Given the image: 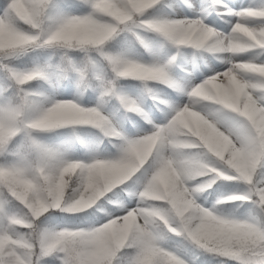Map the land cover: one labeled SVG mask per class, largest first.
<instances>
[{
    "label": "clouds",
    "instance_id": "9594fccd",
    "mask_svg": "<svg viewBox=\"0 0 264 264\" xmlns=\"http://www.w3.org/2000/svg\"><path fill=\"white\" fill-rule=\"evenodd\" d=\"M135 3L144 8L154 0ZM131 19L120 21L122 27L112 37L124 32L135 35L136 29L127 26ZM150 32L157 34L158 30L153 27ZM176 32L181 38L179 46L163 41L177 52L163 62H144L108 50L106 43L112 37L101 44L69 39L55 18L32 23L26 38L6 34L0 27V199L11 212L0 226L11 230L9 239L26 257V264H64L69 255L75 262L90 245L98 248L107 264H133V258H138V264H174L171 249L176 243L195 244L215 264H244L245 259L264 252V206L255 198L236 193L204 207L191 194L202 197L216 185L213 179L202 187L209 174L229 180L239 177L241 191L264 174V139L242 145L211 115L226 110L248 119L246 111L253 96L242 86L246 75L238 77L228 68L223 75L236 93L192 89L184 91L186 102L178 106H169L152 94L157 85L175 90L172 72L181 48L212 46L229 54L234 65L264 75V65L236 59L248 49L247 39L254 37L243 22L234 25L233 38L226 41L199 29ZM33 54H43L45 59L16 66V61ZM122 80L138 82L141 93L167 109V119L157 124L155 132L139 97L130 96ZM65 84L81 97L94 91L97 104L84 106L75 99H59ZM112 101L126 114L150 124V130L135 136L121 131L102 110ZM69 102L82 110L71 119L64 114L68 110L59 107ZM257 115L259 124L254 131L264 137V114ZM241 125L238 121L237 126ZM85 128L98 131L115 149L114 154L109 158L95 152L86 158L76 156L77 145L85 148L79 133ZM218 165L235 175L221 171ZM10 184L15 191H10ZM130 185L135 192L131 199ZM118 201L127 211L93 229L56 227L46 220L52 213L102 215L116 208ZM226 203L235 205V211H226L222 207ZM245 204L249 206L246 214L237 216ZM53 229L55 238L50 236ZM130 242L136 246H129Z\"/></svg>",
    "mask_w": 264,
    "mask_h": 264
},
{
    "label": "snow or ice",
    "instance_id": "6c2138e0",
    "mask_svg": "<svg viewBox=\"0 0 264 264\" xmlns=\"http://www.w3.org/2000/svg\"><path fill=\"white\" fill-rule=\"evenodd\" d=\"M160 3L161 0H154V3L150 7L145 6L141 8L137 6L135 0H77L76 4H69L67 6L77 9L80 5H86L87 12L85 14L74 15L60 13L53 17L49 15L51 10L56 7L53 0H3V3H0V27L3 28L6 34L11 33L19 35L21 38H26L27 34H30L32 23L40 24L45 17L48 19L55 18L61 24V31L66 32L69 39L75 38L82 44H101L103 41L112 37L122 27L120 21L127 20L131 16L132 19L127 22L129 30L136 29L150 32L155 27L158 30L157 34L163 40L170 41L179 46L181 38L177 36V29H199L203 33H214L217 37L226 41L233 38L232 30L234 25L237 22H243L249 28L252 37H254V39H247L248 49L245 53L249 50H257L258 53H254L246 63L249 65H264V58H261L264 57V8H243L236 10L234 6L229 7V4L225 3V0H210V3L207 4V10L193 18H153L149 12ZM193 4L196 7L202 6L199 0H193ZM180 11L183 13V9H180ZM224 17L235 19V22L231 23L226 33L219 31L218 27H213V24L217 23L218 18L222 19ZM250 18H259L257 24L260 26L257 28L249 26L248 21ZM142 20L147 21L148 25L152 27L142 24ZM137 39H139L138 36ZM195 49H202L207 53L213 54L225 67L223 71L210 70L211 75H206L199 83L189 84L185 87L184 91L196 89L205 93L214 91L236 93L237 89L230 80L224 77L223 73H225L226 69L231 68L232 72H235L238 77L241 74L246 75L247 78L243 80L242 86L246 85L247 91L252 93L253 96L252 106L247 107L246 111L248 119H245L244 116H237L235 113H228L226 110H218L215 113H211V115L214 120L228 127L230 134L235 135L242 145L259 144L264 137H261L258 132L254 131V127L259 124V116L257 113L264 114V75H261L257 70L251 68L245 69L234 65L229 54L222 53L215 47L204 46L203 48ZM217 74H221L218 79L216 78ZM189 106L191 107L192 105L190 104ZM59 107L68 110L64 114L69 119L82 111L76 108L71 102L60 105ZM238 121H242L241 126H237ZM156 126L157 123L151 122V131L155 132ZM212 163L215 166V162L212 161ZM218 166L221 171L229 175H235L226 166ZM260 177H264V174L253 179L252 183L247 185L245 190L225 191L217 199L225 195L239 193L255 198L257 202L264 206V181ZM213 179L221 182L219 184L216 183L218 190L229 186L230 183L238 185L242 182L239 177L236 180H229L222 179L214 174H209V177L206 178L205 184L202 187H205ZM128 187L130 189L128 198L131 199L135 195L133 190L134 185ZM9 189L10 191H15L14 185L10 184ZM189 191L191 192V189ZM191 194L197 197L195 203L202 206L200 202L201 197L194 192ZM208 194L211 195L213 193ZM189 203L192 202L189 201ZM225 205L229 204L226 203L222 206ZM129 207H131V204H129ZM230 210L235 211L234 208ZM124 211H127V209L122 202L118 201L116 208L109 209L102 215L96 212L79 216L52 213L46 220L56 227L88 226L89 229H93L106 219H111L114 215H122ZM10 215L11 212L6 202L0 199V221L6 220ZM115 227L121 228L123 225H115ZM45 232L47 233L48 230H45ZM10 235H12V232L8 227L0 226V264H26V257L18 253L17 246L9 239ZM56 235L57 233L53 229L50 236L55 238ZM129 246L135 247L136 245L130 242ZM112 250L114 251L115 248L113 247ZM171 256L175 258L174 264H210L207 260H201L202 256H209L197 248L195 244L188 246L176 243V246L171 249ZM64 264H107V262L98 248L90 245L77 257L75 262L72 256L69 255L65 258ZM133 264H138V258H133ZM244 264H264V252H259L254 257L245 259Z\"/></svg>",
    "mask_w": 264,
    "mask_h": 264
},
{
    "label": "rangeland",
    "instance_id": "374dc122",
    "mask_svg": "<svg viewBox=\"0 0 264 264\" xmlns=\"http://www.w3.org/2000/svg\"><path fill=\"white\" fill-rule=\"evenodd\" d=\"M199 2L202 5L201 7H196V5L193 4V0H168L167 5H160L150 11L149 14L153 18L157 19L193 18L207 10V4L210 3V0H199ZM225 3H228L229 7L234 6L236 10L243 8H264V0H225ZM189 5H191V7H189ZM180 9H183V13H181ZM85 11L87 12V6L80 5L77 9L66 7L61 13L80 14L85 13ZM234 22V18L224 17L222 19H218L217 23L213 24V26L218 27L219 31L226 33L227 31L225 30L228 29V27L231 26V23ZM258 22L259 18H250L248 24L249 26H255ZM137 36L139 39H137ZM107 49L114 52L128 53L144 62H163L174 52H177V49L166 44L158 34L140 30H136L135 35L129 32L120 33L116 39L107 43ZM254 53L258 54L257 50H249L247 53L239 54L238 56L241 57H236V59L248 61ZM34 59L37 62H43L45 56L43 54L39 56H36V54L26 56V58L16 61V66H31ZM224 67L225 65L220 63V61L213 54L207 53L202 49L181 48L177 54V60L172 72L175 90L171 88L166 89L157 85L153 87L152 94L163 99L165 104L169 106L182 105L187 99L184 95V89L186 86L189 84L199 83L206 75H211L210 70L223 71ZM120 84L130 96L133 98L139 97L138 102L145 109L148 119L152 123L159 124L167 119L168 111L164 108V106L156 104L159 111L155 113L150 106L145 103L138 82L122 80ZM58 98L64 100L75 99L78 103L84 106H95L97 104V98L94 91H89L86 95L81 97L75 94L74 89L69 84H65L64 87L59 90ZM102 110L105 115L109 116L114 124L119 125V123L122 122V114L119 111H116L115 104L113 102L106 104ZM133 121L134 129L131 131L129 136L143 134L150 130L143 122L136 119ZM80 136L85 145V148H83V155L87 156V154L98 150V140L92 132H82ZM110 152L112 153L110 156H107L108 158L111 157L115 151ZM261 180L264 181V177L261 178ZM217 183L219 184L221 182ZM239 189V185L235 183H230L229 186L219 190L217 189V185H215L211 192H209L213 194H204V196L201 197L200 202L202 206L210 207L212 200L217 199L223 192L237 191ZM204 197H207V199ZM222 207L227 211L234 208L235 205L229 204ZM248 207L249 206L247 204L243 205L236 215H245Z\"/></svg>",
    "mask_w": 264,
    "mask_h": 264
},
{
    "label": "trees",
    "instance_id": "16d2710c",
    "mask_svg": "<svg viewBox=\"0 0 264 264\" xmlns=\"http://www.w3.org/2000/svg\"><path fill=\"white\" fill-rule=\"evenodd\" d=\"M166 1L167 0H161V3L159 4V5H157L155 8H157V7H159L160 5H162V4H165L166 3ZM0 3H3V0H0ZM53 3L56 5V7L55 8H53L52 10H51V15H53V16H55V15H57V14H60L62 11H63V9H65L66 7H68L67 5H69V4H76L77 3V0H53ZM155 8H153V9H155ZM153 9H151L150 11H152ZM85 13H86V11H85ZM85 13H80V14H85ZM80 14H74V15H80ZM120 34V33H119ZM119 34H117V35H115L114 37H112L111 38V40L110 41H113L114 39H116L117 37H118V35ZM110 41H108V42H110ZM107 42V43H108ZM107 43H106V47H107ZM108 50H110V49H108ZM24 58H26V57H24ZM131 81V80H130ZM143 94V97H144V100H145V102L148 104V105H150L151 107H152V109L155 111V112H158V108H157V106H156V104L151 100V99H149L148 98V94L147 93H142ZM115 102V101H114ZM116 103V102H115ZM117 104V103H116ZM117 108H118V110L119 111H121V113H122V117H123V121H122V123H121V128H120V130L121 131H123L125 134H129L130 132H131V130L133 129V120L131 119V117L129 116L130 115V113H128V114H126L120 107H119V105L117 104ZM134 116V118L135 119H137V120H139V121H141V122H144L147 126L149 125L148 123H146L143 119H141L140 117H138V116H135V115H133ZM150 126V125H149ZM86 131H90V132H92V133H94L95 134V136H96V138H97V140H98V150L97 151H95V153H97V154H99V155H101V156H103V157H105V158H108L107 156H110L111 155V153L112 152H110V151H115V149L112 147V145L111 144H109V142L106 140V139H104L100 134H99V132L98 131H96V130H94V129H87V128H85V129H80L79 130V133H80V135H81V133L82 132H86ZM62 135V134H61ZM50 139H55V137H51ZM82 153V148L79 146V145H77L76 146V151H75V155L76 156H78V157H80V158H86V155H82L81 154ZM260 178H262V177H260ZM215 186V185H214ZM213 186V187H214ZM213 189V188H212ZM212 189H209L208 190V192H210ZM207 193V192H206ZM201 260H207V261H209L210 262V264H215V261H213L210 257H204V256H202L201 257ZM229 264H231V261L229 262Z\"/></svg>",
    "mask_w": 264,
    "mask_h": 264
},
{
    "label": "bare ground",
    "instance_id": "6f19581e",
    "mask_svg": "<svg viewBox=\"0 0 264 264\" xmlns=\"http://www.w3.org/2000/svg\"><path fill=\"white\" fill-rule=\"evenodd\" d=\"M218 19H220V18H218ZM214 27V26H213ZM230 27H228V29H229ZM228 29H226L225 31H228ZM237 57H241V56H237Z\"/></svg>",
    "mask_w": 264,
    "mask_h": 264
}]
</instances>
